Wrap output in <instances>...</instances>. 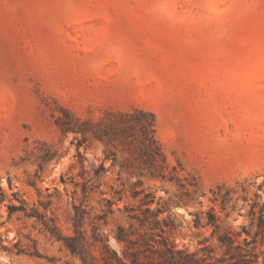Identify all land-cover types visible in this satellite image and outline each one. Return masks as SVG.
Masks as SVG:
<instances>
[{
	"label": "rangeland",
	"instance_id": "rangeland-1",
	"mask_svg": "<svg viewBox=\"0 0 264 264\" xmlns=\"http://www.w3.org/2000/svg\"><path fill=\"white\" fill-rule=\"evenodd\" d=\"M134 108L155 116L167 163L154 173L64 130L70 113L99 123ZM147 192L177 248L239 264L219 240L230 232L263 261L251 210L264 203V0H0V264H83L50 230L76 235L74 204L106 264L95 226L123 255L117 227L149 230L128 216Z\"/></svg>",
	"mask_w": 264,
	"mask_h": 264
},
{
	"label": "trees",
	"instance_id": "trees-1",
	"mask_svg": "<svg viewBox=\"0 0 264 264\" xmlns=\"http://www.w3.org/2000/svg\"><path fill=\"white\" fill-rule=\"evenodd\" d=\"M64 130L74 131L81 134L78 140V147L86 143L89 139H97L106 145L115 147L122 146L127 149L132 156L139 158L140 161L149 168L153 173L157 170L159 162L162 165L167 163V155L163 150L162 144L157 137L155 116L152 112L142 108H134L133 110H114L111 109L106 114V120L95 123L90 119H82L70 113L69 121L64 123ZM109 154L106 155L108 158ZM81 175H85L87 171L82 163ZM96 178H99L105 172V164L102 162L99 166L93 167ZM163 174V171H161ZM93 176L87 178L82 184L84 193L89 191L90 181ZM64 181V177L62 176ZM78 185V182H75ZM140 191H134V196L139 195ZM143 203L146 205L142 210V215L132 209L128 216L132 220L140 222L143 230L138 233L137 238H133L132 231L127 230L123 225H118L115 238L118 242L125 243L123 255H119L116 249L110 247L100 237L98 226H95L96 233L94 240L102 242V250L104 252L103 259L106 264H210L207 261L210 257H199L197 252H189L186 249L177 248L176 244L169 240L167 236L168 229L173 227V223L168 220L169 217H160V214L166 208L158 207L152 209L150 204L154 202L155 196L151 192L145 193ZM257 205H253L251 210L252 224L257 221L258 230L256 236L261 234L264 241V203L256 209ZM127 208V207H126ZM75 215L73 217L76 227V235L62 236L55 226H51L50 230L61 238L67 248L75 255L79 256L83 264H96V256L90 252L88 243L84 241L83 232L80 229L85 218V212L81 206L74 204ZM114 210L110 208V212ZM104 213L99 218H104ZM216 229L220 225L212 221ZM172 224V225H171ZM249 233V231H248ZM221 245L226 246L227 253L238 255L239 264H264L259 260V255L249 248H244L241 243H237L236 238L230 232H223L219 235ZM246 244L251 243L247 237L244 238ZM254 241H257L255 238ZM158 255L157 258L154 255Z\"/></svg>",
	"mask_w": 264,
	"mask_h": 264
}]
</instances>
